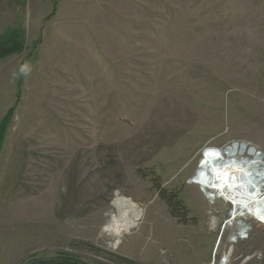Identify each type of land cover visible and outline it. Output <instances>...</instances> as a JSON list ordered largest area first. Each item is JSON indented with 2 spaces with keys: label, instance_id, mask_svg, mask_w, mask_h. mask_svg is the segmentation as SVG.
<instances>
[{
  "label": "rangeland",
  "instance_id": "1",
  "mask_svg": "<svg viewBox=\"0 0 264 264\" xmlns=\"http://www.w3.org/2000/svg\"><path fill=\"white\" fill-rule=\"evenodd\" d=\"M36 3L0 0V264H264V224L189 183L206 146L264 158V0Z\"/></svg>",
  "mask_w": 264,
  "mask_h": 264
},
{
  "label": "bare ground",
  "instance_id": "2",
  "mask_svg": "<svg viewBox=\"0 0 264 264\" xmlns=\"http://www.w3.org/2000/svg\"><path fill=\"white\" fill-rule=\"evenodd\" d=\"M13 3V2H12ZM15 8V7H14ZM12 15V14H11ZM11 18V17H10ZM206 154V158L213 160L216 153L210 149ZM239 155H233L223 163L212 164L211 166V178L212 183L208 181L203 170L199 173L197 177V183H191L192 185L207 189V186L212 184L213 187L220 190L222 193H229L228 197L236 205L233 208L231 217L244 218L240 220L241 226H245L243 223L248 220L247 217L251 216V220H255L264 224V196L250 190L246 187L248 182H254V185L259 183L256 181L257 177L264 176V169L258 168L256 164L250 166L251 164L247 161L238 157ZM230 172L233 175H230ZM199 188V187H198ZM200 189V188H199ZM228 189V191H227ZM118 193V192H117ZM256 193V194H255ZM218 197L217 194H214ZM117 198L114 201V208L116 215L111 216V220L107 226L108 236L116 239L117 243L120 242L122 237L129 234L134 228L139 225V221L142 219V210H140L139 205L136 204L132 199L126 198L124 196L116 195ZM212 195L208 194V199H212ZM250 220V221H251ZM246 222V221H245ZM114 247V248H115ZM229 256L225 257L221 264H228ZM230 261V260H229Z\"/></svg>",
  "mask_w": 264,
  "mask_h": 264
},
{
  "label": "trees",
  "instance_id": "3",
  "mask_svg": "<svg viewBox=\"0 0 264 264\" xmlns=\"http://www.w3.org/2000/svg\"><path fill=\"white\" fill-rule=\"evenodd\" d=\"M9 34L10 36L8 37V39L10 37H13V44H8L9 41L5 44H0V60L21 52L23 48L21 46V41L18 40L17 33L14 34V32H10ZM15 35L17 36V39L14 38L16 37ZM13 115H14V109L9 110L7 115L4 117V119L0 123V150H1L4 138H5V135L7 133L8 127L12 121ZM75 264H80V263H75Z\"/></svg>",
  "mask_w": 264,
  "mask_h": 264
},
{
  "label": "crops",
  "instance_id": "4",
  "mask_svg": "<svg viewBox=\"0 0 264 264\" xmlns=\"http://www.w3.org/2000/svg\"><path fill=\"white\" fill-rule=\"evenodd\" d=\"M3 2H24L25 3V0H2ZM36 2H39V4H42L45 2V0H33V5L30 7L31 8H34L35 12H38L37 13V16L39 18H37L36 22L38 23H41L42 22H46V23H50L52 22V20L56 17V16H51V12H47L45 10L41 11V5H37ZM54 14V13H53ZM56 15V13H55ZM54 17V18H53ZM53 18V19H52Z\"/></svg>",
  "mask_w": 264,
  "mask_h": 264
}]
</instances>
